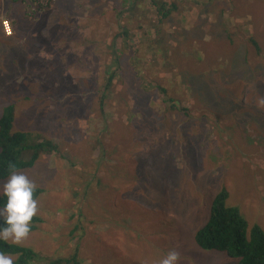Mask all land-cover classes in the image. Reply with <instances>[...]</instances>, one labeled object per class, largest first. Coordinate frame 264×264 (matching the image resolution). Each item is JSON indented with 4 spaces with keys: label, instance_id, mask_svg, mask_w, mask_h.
<instances>
[{
    "label": "rangeland",
    "instance_id": "374dc122",
    "mask_svg": "<svg viewBox=\"0 0 264 264\" xmlns=\"http://www.w3.org/2000/svg\"><path fill=\"white\" fill-rule=\"evenodd\" d=\"M4 1L16 14L0 17L1 33V20L12 31L3 36L14 37L0 38V115L13 104V130L29 132L24 144L57 145L15 172L44 190L35 199L41 222L19 244L61 257L76 250L81 264H159L171 250L178 264L235 263L200 249L193 232L222 187L264 232V0ZM117 68L114 93L103 95L99 83ZM139 124L144 144L164 143L144 152V211L123 188L105 196V218L97 192L111 181L101 172L119 171L109 164L139 141L131 138ZM154 157L171 163L153 172ZM137 180L144 185L141 173Z\"/></svg>",
    "mask_w": 264,
    "mask_h": 264
},
{
    "label": "trees",
    "instance_id": "16d2710c",
    "mask_svg": "<svg viewBox=\"0 0 264 264\" xmlns=\"http://www.w3.org/2000/svg\"><path fill=\"white\" fill-rule=\"evenodd\" d=\"M159 7L163 8L165 11L167 10L163 5ZM165 14L166 13H163V15ZM253 44L255 43L253 42ZM117 70L118 68L114 69L108 74L104 82L99 83L97 88L100 89L103 95L112 94L113 90L111 89V85ZM103 95L98 96L101 115L104 114L105 107ZM176 111L177 110L171 109V112ZM14 113L15 106L13 104H7L2 108L0 115V181L6 180L13 172L32 167L40 153L50 154L57 150L56 143L48 138H43L33 145L24 144L26 138L29 136V132L13 130ZM106 120L107 117L104 121ZM140 126L139 124L137 130L134 131L131 136L132 139H139V141H134V144L127 147L124 152L123 149H120V155L117 157L118 163L109 164L110 167H117L119 171L117 173L101 172L104 174L102 176L106 177L103 178L105 182L111 181V184L108 183L103 189H99L100 193L104 196L97 192V194L101 196L99 198L101 206L104 205V209H102L103 211L101 212L104 213L105 218H111L110 209L104 203L105 196L107 197V201L116 198V194L117 196L122 195L121 192L123 188L133 194L135 200H139L135 204L134 211H144V204L141 202V198L144 199V196L147 197L146 194L149 189H151L150 178L144 174V168L142 169L144 165V152L153 151L164 145V143L152 142L144 144L142 138V136H144V129H141ZM104 129L108 132L112 131L113 128H109L106 124ZM24 150H30L32 152L31 158L28 161L21 160V154ZM169 163H171V160L167 159V157L161 159L154 157L152 162L149 163V167L155 172L158 168L164 167ZM12 165H14V167H10ZM137 171H140L142 174L144 185L138 182L137 178L140 177V173H137ZM153 178L154 176L151 177V179ZM101 180V177L98 176L99 184L103 182ZM85 186V192L83 193L85 199L83 200L88 204L92 202L93 197L89 193L90 184L87 183ZM43 191V188L36 186L33 192V199H36ZM173 192V188L169 190V193ZM227 198L228 192L223 187L213 196L207 220L193 232L196 246L203 250L222 251L229 257L236 259L233 264H264L263 230L257 224H249L247 220L239 216L237 209L228 205ZM2 203L3 200L0 198V206H2ZM148 204L150 205V203ZM156 206L157 205L154 206L155 209H164L161 205H159V207ZM40 222L41 218L35 214L29 222L28 233L35 230ZM79 225V221L75 222L73 226L69 228L68 234L71 235L79 228ZM124 232L129 233V230H124ZM0 251L13 256V264H81L78 259V251L76 252V250L67 257L52 256L35 251L32 247L24 244H13L10 241H0ZM142 252L143 250L140 253V258L135 259L136 261L140 262L145 259L144 256L141 258L143 255ZM179 253L181 254L180 251ZM114 260L121 261L120 257H116Z\"/></svg>",
    "mask_w": 264,
    "mask_h": 264
},
{
    "label": "clouds",
    "instance_id": "9594fccd",
    "mask_svg": "<svg viewBox=\"0 0 264 264\" xmlns=\"http://www.w3.org/2000/svg\"><path fill=\"white\" fill-rule=\"evenodd\" d=\"M3 34H6L3 31ZM14 167V165L10 166ZM36 185L25 175L13 172L0 185V241L11 240L19 244L29 232V222L36 213L37 204L33 199ZM179 254L175 250L167 252L159 264H178ZM0 264H13V258L0 251Z\"/></svg>",
    "mask_w": 264,
    "mask_h": 264
},
{
    "label": "crops",
    "instance_id": "0c3cea01",
    "mask_svg": "<svg viewBox=\"0 0 264 264\" xmlns=\"http://www.w3.org/2000/svg\"><path fill=\"white\" fill-rule=\"evenodd\" d=\"M23 12H25L24 11V9H23ZM14 14H16V12H15V7L11 4H7L4 0H0V17L1 18H10V19H12V20H10V21H12V22H15L14 21ZM17 14H18V12H17ZM0 33H1V31H0ZM0 38L1 39H3V40H8L9 42H13V36L12 37H10V38H6V37H4L3 36V34L1 33L0 34Z\"/></svg>",
    "mask_w": 264,
    "mask_h": 264
},
{
    "label": "built area",
    "instance_id": "2783aa9c",
    "mask_svg": "<svg viewBox=\"0 0 264 264\" xmlns=\"http://www.w3.org/2000/svg\"><path fill=\"white\" fill-rule=\"evenodd\" d=\"M1 26H2V29L4 31V33L9 36L11 35V27H10V24L7 20H1Z\"/></svg>",
    "mask_w": 264,
    "mask_h": 264
}]
</instances>
